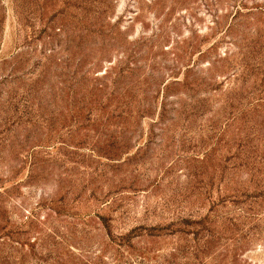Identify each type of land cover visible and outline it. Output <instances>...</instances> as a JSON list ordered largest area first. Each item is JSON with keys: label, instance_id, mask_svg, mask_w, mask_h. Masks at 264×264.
Instances as JSON below:
<instances>
[{"label": "rangeland", "instance_id": "1", "mask_svg": "<svg viewBox=\"0 0 264 264\" xmlns=\"http://www.w3.org/2000/svg\"><path fill=\"white\" fill-rule=\"evenodd\" d=\"M0 264H264V0H0Z\"/></svg>", "mask_w": 264, "mask_h": 264}]
</instances>
